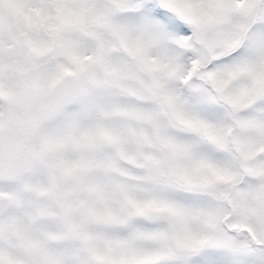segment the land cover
Here are the masks:
<instances>
[{
    "label": "snow or ice",
    "instance_id": "obj_1",
    "mask_svg": "<svg viewBox=\"0 0 264 264\" xmlns=\"http://www.w3.org/2000/svg\"><path fill=\"white\" fill-rule=\"evenodd\" d=\"M0 264H264V0H0Z\"/></svg>",
    "mask_w": 264,
    "mask_h": 264
}]
</instances>
